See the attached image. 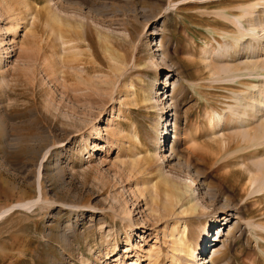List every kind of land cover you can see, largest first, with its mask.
Returning <instances> with one entry per match:
<instances>
[{
  "label": "rangeland",
  "instance_id": "rangeland-1",
  "mask_svg": "<svg viewBox=\"0 0 264 264\" xmlns=\"http://www.w3.org/2000/svg\"><path fill=\"white\" fill-rule=\"evenodd\" d=\"M27 1L14 33L0 0V264H264V146L228 115L262 75L208 56L232 41L219 15L264 0ZM188 177L199 210L173 216Z\"/></svg>",
  "mask_w": 264,
  "mask_h": 264
},
{
  "label": "bare ground",
  "instance_id": "bare-ground-1",
  "mask_svg": "<svg viewBox=\"0 0 264 264\" xmlns=\"http://www.w3.org/2000/svg\"><path fill=\"white\" fill-rule=\"evenodd\" d=\"M2 1L4 4L3 7L4 14L8 15L9 19L13 23L12 30L14 33H16L17 28L21 20L24 19L25 15L32 14L33 7L27 0H2ZM12 1H15L16 4H14ZM258 4L259 3H256L253 6L250 5L251 7L245 6L244 8L240 9V15L232 14V13H222L219 15L225 19L224 21H222L223 23H221L223 26L228 24L232 26L233 31L230 33L231 36L230 38L232 39V41L229 42L224 40L223 43L221 44L216 40V38H213L215 41L214 43L217 44L216 54L214 56L212 55H208V56L209 59L212 60L211 62L216 64V69H217L216 77L218 79L237 78L242 76L252 77L253 75H262L259 82L258 81H251L252 83L247 82V84L251 85L252 87L251 94L247 90H244L240 93H235L234 95L235 104L233 106H230L228 115L229 117H231V120L233 119V121L236 122V124L239 125L243 124L241 126L243 129H246L248 127V125L245 124L248 122H244V121H248L247 119L254 117L256 124L251 131L253 133H248L247 131L241 130L239 133L240 138L242 139V141L246 140L247 142L248 140L250 141V143L257 144L259 146L260 145L264 146V58H262L264 55L263 54L264 53V4L262 5V8H260L261 11L263 12V16H260L258 12L259 11ZM50 18L51 21H55V22L60 21V17L57 14L50 15ZM236 50H238L236 55H238L240 52V56H242L243 59L241 62H238L239 65H237L234 62L238 61L240 56L239 55L238 57L236 56L235 60H233L232 58V53L235 52ZM173 86H174L173 90H177L175 84H173ZM169 96H173V95H169V92H167V98ZM172 107L173 106L171 105L169 106V108ZM218 120L220 124H222V122L224 121V116L223 117L220 116ZM175 129L176 131L173 137L174 143H172V147L170 148V152L173 158L177 156V147H176L178 140L177 125ZM213 133H215L214 130ZM112 135L115 136L116 133H112ZM223 142L225 143L223 137H221V139H218V143L223 144ZM147 164L150 163L146 161H144L143 163V161L136 160V162H134V165L132 167V172L133 171L141 172L142 170L151 167L149 165L145 168V165ZM255 165L257 172H259L261 175L263 174L264 177V157H262L257 162H255ZM149 171L150 170H148V175H151L152 173ZM162 175L163 174L161 173V178ZM188 178H189L188 182L185 181L184 182L185 184L184 185L182 184L183 186L181 185L180 187H174L172 189L174 191V195H173L174 201H171L170 205H167L165 210H169V209L176 210L175 212H173L172 214L173 216L184 217L186 215L194 214L196 211L199 210V205L196 202L197 201L196 198L198 199V197L195 196V192H197L195 191L196 185H193L194 181L193 179H191V177ZM256 179L253 177L252 181ZM261 182L264 186V178L263 180H261ZM142 186H144L145 189L148 190V192L152 195L151 197L158 198L160 196V193L162 192L160 191L161 189L159 188V186L154 185L153 187H148V185L144 182V179ZM169 191L170 190H168V192ZM165 192L164 194L168 193L167 191ZM196 195H199V193H197ZM128 221H129V225L132 227L133 221L131 217L128 218ZM216 225L217 226L220 225V223L218 224V219L216 220ZM225 225H228V223H226ZM176 227L173 230L174 232L177 229ZM177 232L178 233L176 234H172L173 235L171 242L172 251L173 250L175 251L176 249H180L181 244L185 245L187 243L185 240L187 237L186 227H183L180 231ZM216 239L217 238H214L211 241ZM215 252L216 250H214V256H212L211 259L212 262L215 260ZM151 256L152 254L150 253L149 258ZM131 264H136V262H133ZM174 264H178V263L174 262Z\"/></svg>",
  "mask_w": 264,
  "mask_h": 264
}]
</instances>
